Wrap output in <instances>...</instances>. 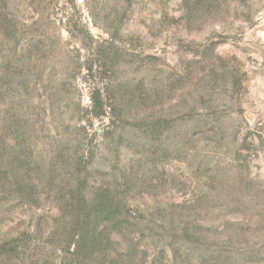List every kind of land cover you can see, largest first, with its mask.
I'll use <instances>...</instances> for the list:
<instances>
[{
	"label": "rangeland",
	"instance_id": "obj_1",
	"mask_svg": "<svg viewBox=\"0 0 264 264\" xmlns=\"http://www.w3.org/2000/svg\"><path fill=\"white\" fill-rule=\"evenodd\" d=\"M1 135L39 201L0 202V264H66L81 178L136 264H264V0H0Z\"/></svg>",
	"mask_w": 264,
	"mask_h": 264
},
{
	"label": "trees",
	"instance_id": "obj_2",
	"mask_svg": "<svg viewBox=\"0 0 264 264\" xmlns=\"http://www.w3.org/2000/svg\"><path fill=\"white\" fill-rule=\"evenodd\" d=\"M96 95L93 102L102 115L105 105L100 92ZM4 139L1 135L0 202L14 195L32 208L39 201V188L31 171L33 153H27L30 147L24 143L15 146ZM45 177L50 188L55 176L48 173ZM81 179L76 190L63 194L65 201L60 206L73 220L69 237L64 241L66 264H136L138 247L130 235L137 222H130L125 215L128 207L120 192L108 188L84 192L86 178Z\"/></svg>",
	"mask_w": 264,
	"mask_h": 264
}]
</instances>
